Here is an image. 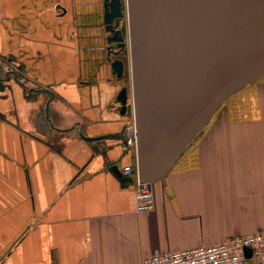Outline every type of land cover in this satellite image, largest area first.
<instances>
[{"label":"crops","instance_id":"1","mask_svg":"<svg viewBox=\"0 0 264 264\" xmlns=\"http://www.w3.org/2000/svg\"><path fill=\"white\" fill-rule=\"evenodd\" d=\"M103 12V0H0V264H141L264 230V78L221 106L151 183L152 210L135 212L121 172L136 164L121 148L129 55L117 78Z\"/></svg>","mask_w":264,"mask_h":264},{"label":"water","instance_id":"2","mask_svg":"<svg viewBox=\"0 0 264 264\" xmlns=\"http://www.w3.org/2000/svg\"><path fill=\"white\" fill-rule=\"evenodd\" d=\"M138 181L164 178L226 100L264 78V0H124ZM121 0H103L111 47ZM107 59L117 78L124 63ZM114 54V53H112ZM128 89L117 95L126 109ZM129 135H132L131 132Z\"/></svg>","mask_w":264,"mask_h":264},{"label":"built area","instance_id":"3","mask_svg":"<svg viewBox=\"0 0 264 264\" xmlns=\"http://www.w3.org/2000/svg\"><path fill=\"white\" fill-rule=\"evenodd\" d=\"M123 141L122 151H136L134 126ZM123 176L133 183L135 212L143 215L154 206L151 183L138 181L136 164L121 168ZM141 264H264V230L233 236L216 244L173 251L155 250L143 257Z\"/></svg>","mask_w":264,"mask_h":264},{"label":"flooded vegetation","instance_id":"4","mask_svg":"<svg viewBox=\"0 0 264 264\" xmlns=\"http://www.w3.org/2000/svg\"><path fill=\"white\" fill-rule=\"evenodd\" d=\"M121 2L123 3V6H122L123 16L118 20L116 28L121 30L122 36L124 37L123 41H124L125 45L123 47L112 49V47H111L112 43H109L108 50L111 51L112 53H114V54H112V53L110 54V55H113L114 58H118L121 61H123V57L127 56L128 38H127V18H126V14H125L124 0H121ZM123 63H124V61H123ZM123 73H124V70H123ZM120 78L122 79L123 75ZM123 87L127 88V86H125V85Z\"/></svg>","mask_w":264,"mask_h":264},{"label":"rangeland","instance_id":"5","mask_svg":"<svg viewBox=\"0 0 264 264\" xmlns=\"http://www.w3.org/2000/svg\"><path fill=\"white\" fill-rule=\"evenodd\" d=\"M124 7H125V5H124ZM127 55H129V51H127ZM128 57H129V56H128ZM127 64H128V66H127L128 69L126 70V72L128 71L127 73H128V76H129V77H128V78L126 77V79H128L127 82H126V84H127L128 87H130V83H131L130 65H129V62H128ZM124 81H125V80H124ZM127 89H129V88H127ZM129 90H130V89H129ZM238 92H239V91H238ZM235 94H236V93H235ZM232 96H233V95H232ZM229 98H230V97H229ZM229 98H228V99H229ZM228 99H227V100H228ZM227 100H226V101H227Z\"/></svg>","mask_w":264,"mask_h":264}]
</instances>
